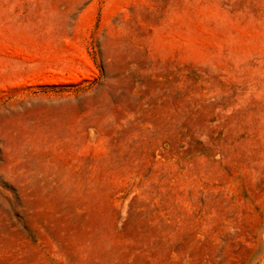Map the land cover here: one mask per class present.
I'll use <instances>...</instances> for the list:
<instances>
[{"label": "rangeland", "instance_id": "374dc122", "mask_svg": "<svg viewBox=\"0 0 264 264\" xmlns=\"http://www.w3.org/2000/svg\"><path fill=\"white\" fill-rule=\"evenodd\" d=\"M0 264H264V0H0Z\"/></svg>", "mask_w": 264, "mask_h": 264}]
</instances>
